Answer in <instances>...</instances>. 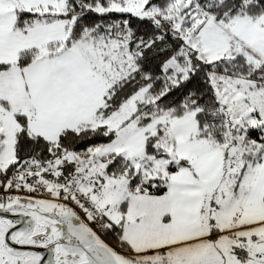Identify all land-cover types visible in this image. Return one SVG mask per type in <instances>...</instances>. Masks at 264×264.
Wrapping results in <instances>:
<instances>
[{
	"label": "snow or ice",
	"instance_id": "6c2138e0",
	"mask_svg": "<svg viewBox=\"0 0 264 264\" xmlns=\"http://www.w3.org/2000/svg\"><path fill=\"white\" fill-rule=\"evenodd\" d=\"M0 264H264V0H0Z\"/></svg>",
	"mask_w": 264,
	"mask_h": 264
}]
</instances>
